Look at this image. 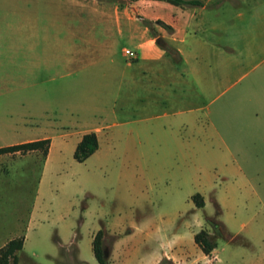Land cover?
<instances>
[{"label": "rangeland", "instance_id": "obj_1", "mask_svg": "<svg viewBox=\"0 0 264 264\" xmlns=\"http://www.w3.org/2000/svg\"><path fill=\"white\" fill-rule=\"evenodd\" d=\"M150 1L0 0V142L32 138L42 130L45 136L59 137L122 118L120 108L130 91L122 77L129 59L122 51L135 52L127 25H145V14L170 17L175 11L165 0L169 7H148ZM200 6H195L197 19L188 28L186 44L195 36L233 48L237 40L248 42L251 13L264 15V0H210L203 9ZM158 21L163 23L152 20L150 27L164 42L170 28ZM222 66L223 83L230 88L219 100L225 102L226 112L220 125L233 153H223L220 144L205 152L194 143L186 155L181 153L185 147L165 141L157 145L161 157L137 160L131 157L136 146L129 143L124 146L129 157L119 155L102 164L95 159L78 163L70 148L61 146V158L51 166L54 175L45 181L39 216L29 227L40 171L29 157L4 156L0 247L26 236L16 253L17 264H56L59 244L70 243L76 234L78 258L98 264L90 239L95 228L103 224L107 234L124 235L131 219L175 212L178 219L194 221L195 230L201 225L217 249L208 255L195 252L190 261L172 264H264V123L251 133L243 118L245 111L253 110V96L247 91L264 90V65L254 72L246 62ZM187 68L200 78L199 65ZM186 93L188 101L178 107L199 108L202 121L211 96ZM112 107L116 118L107 116ZM261 114L264 122V109ZM119 137H129L126 129ZM45 149L39 148L41 157ZM38 159L33 158L34 163ZM195 193L205 197V207H195Z\"/></svg>", "mask_w": 264, "mask_h": 264}, {"label": "crops", "instance_id": "obj_2", "mask_svg": "<svg viewBox=\"0 0 264 264\" xmlns=\"http://www.w3.org/2000/svg\"><path fill=\"white\" fill-rule=\"evenodd\" d=\"M163 1H150L148 7L164 5L169 7L168 4H171ZM197 1L201 2L200 8L203 9L206 2L210 0ZM171 6L174 7L175 11L170 17L160 14L144 15V19L150 21L161 19L165 25L170 27V32L163 35L164 42L157 36H151L149 33L151 30L145 25L134 24L133 27L127 25L125 31L130 42L134 44L135 56L129 58L122 51V55L129 59L125 63L122 77L124 81L128 82L130 88L129 94L124 97L120 108L123 113L122 118H117L107 125L95 126L77 133L68 132L59 137L45 136V130H42L41 134L32 138L5 144L0 142V147H3L49 139L47 154L43 157L40 156L39 149L25 153L0 154V159L4 156H13L15 159L29 157L32 164L37 166L40 171L27 227L39 216L38 205L45 187V181L54 175L51 172V166L57 156L61 158V146L69 147L74 153L77 143L85 133L94 132L96 134L98 148L84 161L95 159L102 161V164L104 161L119 155L126 157L129 152L124 149V146L129 143L136 146L131 157L137 160H145L152 156L161 157V151L157 145L165 141L173 143L179 148L185 147V152L181 153L186 155L189 153L188 150L193 149L192 147L188 148V145L194 143L200 144L205 152L209 151L211 146L220 144L224 149L223 153H233L226 145L221 131L222 125H220L226 112L224 110L225 102L219 100L230 88V85L225 86L223 83L225 70L222 65L224 62L234 65H241L246 62L251 72L264 65V15L251 13L248 42L237 40L232 45L233 48H227L220 45L216 40L208 43V41L195 36L191 43L186 44L188 28L197 19L194 9L198 5L185 7L171 4ZM194 26L195 28L199 27V23ZM157 39L160 41L157 42ZM229 50L237 53L232 54ZM211 63L214 64L212 71H210ZM189 64L199 65L200 70H196V73L200 72V78L198 77L199 74L195 75L188 70L187 65ZM144 75L148 76L146 81H144ZM139 91L142 93L140 94ZM185 92H191L192 96H211L206 103V118L204 119L203 114L202 121H200L197 113L199 108L178 107L179 103L188 101L189 93H186L188 94L186 96L184 95ZM248 93L253 96L251 99L253 110L245 111L243 118L248 123L252 133L255 129H260V123H264L261 118L262 114L260 115L264 109V103H262L264 102V90L250 88ZM217 101L219 104L211 110L210 106ZM116 112V108L112 107L107 116L116 118ZM178 117H180V122L177 121ZM212 117H215V120ZM233 117L234 114L231 115V119ZM186 119L188 121H185ZM125 129L129 137L120 138L119 131ZM38 156L40 159L37 158ZM33 158L38 159V162L34 163ZM65 175L68 174L65 173ZM201 196L203 199L201 208H203L206 201L205 197ZM177 217L179 218L175 212L173 214L152 212L142 215L138 220H129V226L124 235L107 234V230L102 224L101 228H95L90 235L94 260L96 259L93 253V238L99 230H102L107 237L113 238L108 249V264H159L162 260L173 263L190 261L192 253L202 252L194 242V235L200 231L201 225L199 229L195 230L194 221L189 223L184 221L183 217L180 216V219ZM76 237L75 234L73 240L76 241ZM25 239L26 236H24V241ZM76 246L78 256L80 252L78 245ZM216 249L217 246L213 251Z\"/></svg>", "mask_w": 264, "mask_h": 264}, {"label": "trees", "instance_id": "obj_3", "mask_svg": "<svg viewBox=\"0 0 264 264\" xmlns=\"http://www.w3.org/2000/svg\"><path fill=\"white\" fill-rule=\"evenodd\" d=\"M171 4L175 5H200L201 2L197 0H165ZM145 20V26L150 30V20ZM159 24H163L165 27L170 28L168 25H165L161 21H158ZM151 33L154 37L156 34L151 30ZM45 146L44 155L47 154V149L49 146V139L45 138L42 140L25 142L20 144H14L9 146L0 147V154L4 153H13L21 152L25 153L30 150L39 149L40 147ZM98 148L97 136L94 132L85 133L81 140L77 143L73 157L77 162H83L91 154H93ZM192 200L197 208L203 206L202 196L198 193L192 196ZM110 237H107L102 230H99L93 238V253L98 264H108V257L104 258V251H108L110 243ZM24 236H19L10 239L2 247H0V264H17L18 258L16 253L20 251L23 247ZM59 243V241L57 240ZM194 242L199 246L202 253L205 255L210 254V252L216 247V245L208 239V233L205 230H200L194 235ZM60 252L59 257L56 259V264H87L85 261L80 260L77 256V246L75 240H72L68 244H59ZM170 263L171 261L162 260L159 264Z\"/></svg>", "mask_w": 264, "mask_h": 264}, {"label": "built area", "instance_id": "obj_4", "mask_svg": "<svg viewBox=\"0 0 264 264\" xmlns=\"http://www.w3.org/2000/svg\"><path fill=\"white\" fill-rule=\"evenodd\" d=\"M124 55H126L129 58H133L135 56V53L132 50L124 49L123 50Z\"/></svg>", "mask_w": 264, "mask_h": 264}, {"label": "water", "instance_id": "obj_5", "mask_svg": "<svg viewBox=\"0 0 264 264\" xmlns=\"http://www.w3.org/2000/svg\"><path fill=\"white\" fill-rule=\"evenodd\" d=\"M160 40L157 39V42H159ZM108 257V251H104V258H107Z\"/></svg>", "mask_w": 264, "mask_h": 264}]
</instances>
